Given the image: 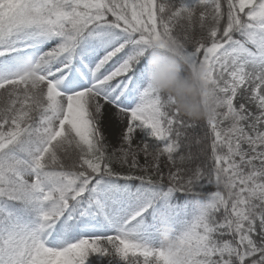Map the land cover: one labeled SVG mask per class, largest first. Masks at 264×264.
<instances>
[{
	"label": "snow or ice",
	"instance_id": "snow-or-ice-1",
	"mask_svg": "<svg viewBox=\"0 0 264 264\" xmlns=\"http://www.w3.org/2000/svg\"><path fill=\"white\" fill-rule=\"evenodd\" d=\"M0 264H264V0H0Z\"/></svg>",
	"mask_w": 264,
	"mask_h": 264
},
{
	"label": "clouds",
	"instance_id": "clouds-1",
	"mask_svg": "<svg viewBox=\"0 0 264 264\" xmlns=\"http://www.w3.org/2000/svg\"><path fill=\"white\" fill-rule=\"evenodd\" d=\"M149 79L158 92L174 96L176 106L189 119L207 117L216 105L211 89L205 96V85L200 81L199 73L188 78L181 76L180 65L175 59L158 56L150 61Z\"/></svg>",
	"mask_w": 264,
	"mask_h": 264
},
{
	"label": "trees",
	"instance_id": "trees-1",
	"mask_svg": "<svg viewBox=\"0 0 264 264\" xmlns=\"http://www.w3.org/2000/svg\"><path fill=\"white\" fill-rule=\"evenodd\" d=\"M184 119L189 120V118L187 117H184ZM195 123L197 124L195 128H189L187 130L190 136H197L202 134L206 122L204 121V119H199Z\"/></svg>",
	"mask_w": 264,
	"mask_h": 264
},
{
	"label": "rangeland",
	"instance_id": "rangeland-1",
	"mask_svg": "<svg viewBox=\"0 0 264 264\" xmlns=\"http://www.w3.org/2000/svg\"><path fill=\"white\" fill-rule=\"evenodd\" d=\"M122 127H123L122 125H117V126H116V130H119V129L122 128ZM104 131H105V134H106V135L109 134V129H108L107 127H105Z\"/></svg>",
	"mask_w": 264,
	"mask_h": 264
}]
</instances>
